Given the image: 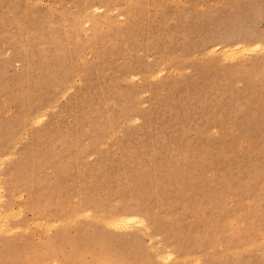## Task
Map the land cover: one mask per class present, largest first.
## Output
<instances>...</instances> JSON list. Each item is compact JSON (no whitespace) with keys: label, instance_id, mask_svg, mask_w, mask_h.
<instances>
[{"label":"rangeland","instance_id":"obj_1","mask_svg":"<svg viewBox=\"0 0 264 264\" xmlns=\"http://www.w3.org/2000/svg\"><path fill=\"white\" fill-rule=\"evenodd\" d=\"M255 41L264 0H0V264H264V48L213 52Z\"/></svg>","mask_w":264,"mask_h":264},{"label":"bare ground","instance_id":"obj_2","mask_svg":"<svg viewBox=\"0 0 264 264\" xmlns=\"http://www.w3.org/2000/svg\"><path fill=\"white\" fill-rule=\"evenodd\" d=\"M95 7V6H94ZM97 9H95V10H93V12L94 11H96ZM262 44H264V42L262 43V42H260V41H255V42H252V43H250V44H240V43H234V44H232V45H228V46H220V44L219 43H216L214 46H213V52H215V50L216 49H220L219 51L220 52H223V54H224V60H227V58H230V59H232V58H235V57H237L238 55H236V53L237 52H239L240 53V51H243V54H245L246 53V51H247V49H248V52L249 51H253V48H254V50H256V52H257V49H259V48H261V50H263L262 49V47L264 48V45H262ZM213 45V44H212ZM262 45V46H261ZM253 47V48H252ZM252 48V49H251ZM211 49V48H210ZM246 50V51H245ZM212 50H210V52H211ZM244 51H245V53H244ZM260 51V50H259ZM258 51V52H259ZM218 52V51H217ZM254 52V51H253ZM212 53V52H211ZM238 53V54H239ZM242 54V55H243ZM240 55V54H239ZM241 55V56H242ZM239 57V56H238ZM226 58V59H225ZM64 93H65V91H64ZM45 117V116H44ZM39 118V117H38ZM3 192V191H2ZM2 198V197H1ZM1 200V199H0ZM2 212H1V208H0V228H4L5 226H7L8 225V223L6 222V220L5 219H2L1 220V218H2ZM85 214H86V212H85ZM143 219H147V216H145L144 214H142L141 212H139V211H137L135 208H132V207H128V208H123L122 210H119L118 212H116L115 213V217H114V221H112V223L116 226V227H118V228H124V227H127L128 228V223H129V225H130V221L133 223V221H137L138 222V224H140L141 222V225L144 223L143 221ZM143 220V221H142ZM141 221V222H140ZM137 222H134V224H136ZM37 223V222H36ZM44 223V222H43ZM58 223V222H57ZM107 224V223H106ZM46 225V224H45ZM52 225H54V224H52ZM52 225H49V226H51L52 227ZM56 225V224H55ZM113 225V226H114ZM144 225V224H143ZM109 226H111V225H109ZM50 227V228H51ZM115 227V228H116ZM7 228V227H6ZM47 229H48V227H47ZM10 233V232H9ZM150 240V239H149ZM151 241V240H150ZM153 246V245H152ZM153 248V247H152ZM157 254H159V253H157ZM170 254V253H169ZM161 256V255H160Z\"/></svg>","mask_w":264,"mask_h":264}]
</instances>
